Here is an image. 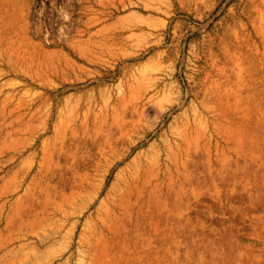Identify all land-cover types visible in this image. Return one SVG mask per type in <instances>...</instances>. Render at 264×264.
I'll return each mask as SVG.
<instances>
[{
  "label": "rangeland",
  "instance_id": "rangeland-1",
  "mask_svg": "<svg viewBox=\"0 0 264 264\" xmlns=\"http://www.w3.org/2000/svg\"><path fill=\"white\" fill-rule=\"evenodd\" d=\"M0 264H264V0H0Z\"/></svg>",
  "mask_w": 264,
  "mask_h": 264
},
{
  "label": "bare ground",
  "instance_id": "bare-ground-1",
  "mask_svg": "<svg viewBox=\"0 0 264 264\" xmlns=\"http://www.w3.org/2000/svg\"><path fill=\"white\" fill-rule=\"evenodd\" d=\"M140 174H143L142 171H141V169L139 170V173H136V174L132 177V179H130V182H132V181L134 182V181H135V178L137 179L138 176H140ZM131 180H132V181H131ZM125 185H126V187H130V186H131V183H126ZM126 187H125V188H126Z\"/></svg>",
  "mask_w": 264,
  "mask_h": 264
}]
</instances>
